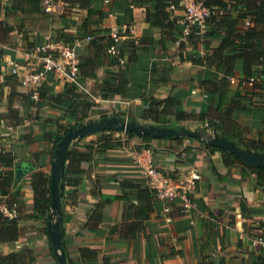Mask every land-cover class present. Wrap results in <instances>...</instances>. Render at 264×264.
<instances>
[{"label":"crops","instance_id":"0c3cea01","mask_svg":"<svg viewBox=\"0 0 264 264\" xmlns=\"http://www.w3.org/2000/svg\"><path fill=\"white\" fill-rule=\"evenodd\" d=\"M154 3L102 2L103 15L90 27L92 35H103V29L117 30L120 34L116 46L123 61L118 63L114 58L111 62L106 53H96L90 38H81L75 53L86 63L81 62L78 81L97 95L101 81L110 80L109 86L119 90L112 97L121 100L111 111L124 119L149 123L141 119L146 107L143 100L168 99V110L158 114V119L191 130H202L208 123L205 131L213 126L240 145L249 139L257 149H263L264 72L254 69L260 86H240L237 80L242 73L235 72L232 83L224 75V66L218 67L214 61L193 62V54H209L210 49L183 34L179 8L165 6L159 14ZM6 4L7 0H0V21L13 29L0 43V81L9 75L5 65L8 58L22 71L37 67L40 53H35L34 47L44 37L73 39L83 33L80 19L84 11L65 7L59 0L53 1L49 17L32 14L20 24L14 20L17 13L8 12L9 6L5 10ZM129 28L131 33L124 35ZM218 43L219 39L212 37L208 47ZM220 53L233 54L226 49ZM233 59L229 64L240 66L239 59ZM41 90L46 96L60 98L62 94L64 100L79 92L59 72L46 73ZM25 93L19 84L1 87L0 111L6 112L9 102L18 116V123L6 128L14 155L10 169L13 173L14 163L30 166L31 171L40 165V171L48 173L52 143L43 134L55 131L54 122L60 112L43 102L31 101ZM91 109L96 113L88 117H97L98 109ZM25 135L34 139L26 140ZM97 136L89 134L71 146L84 151ZM110 137V149L99 156L94 154L90 162L83 164L82 172L69 170L65 176L59 204L66 264H264V246L250 244L252 237H264V178L259 181L251 169L236 160L225 164L220 151L207 149L194 138L146 141L123 131H114ZM148 158L154 169L173 180L184 183L192 173L198 174L191 193L195 207L189 213H181L176 201L166 213L162 212L163 201L150 193L142 175ZM3 169L0 167V173ZM31 171L13 186L22 192L26 208H30L27 181ZM96 203L101 220L90 221L87 227V214ZM44 221L23 219L17 240L1 243V253L28 246L34 259L27 264H56ZM81 247L97 250L95 262L79 257Z\"/></svg>","mask_w":264,"mask_h":264},{"label":"trees","instance_id":"16d2710c","mask_svg":"<svg viewBox=\"0 0 264 264\" xmlns=\"http://www.w3.org/2000/svg\"><path fill=\"white\" fill-rule=\"evenodd\" d=\"M65 4V7L68 8H77L84 11V15L80 19L81 27L83 28V33L76 38L73 39H62L56 40L54 37L49 35V40L51 42H61L67 43L71 42L74 39H81L89 36L91 39L90 44L95 46L96 53H106V48L111 45L112 38L109 35V29H103V35L93 36V29L90 27L99 21L102 17V11L100 10V6L102 4V0H59ZM133 2H147L151 0H132ZM179 0H155L154 9L158 10L159 14L162 13V8L168 6L169 4L176 5ZM205 7L214 10V13H210L207 17H205V25L206 29L202 33L201 37L194 34V29L187 33L188 37L193 36L196 40H199L204 49H210L209 54L199 55L193 54L191 60L198 64H205L208 61L216 62L217 66H224V75L226 77L232 76L235 72L242 73L243 77L246 76H254V69L257 68L258 72H264V0H200ZM7 6H9V11L12 14H18L15 17V23H22V19L26 18L28 15L38 14L40 17H49L52 15L51 13H46L43 11L42 0H7V4L5 5V10H7ZM218 9H220V13H217ZM248 17L249 24L247 26H243V19ZM19 18V19H18ZM148 19V17H146ZM19 20V21H18ZM18 26V25H17ZM184 27V25H183ZM13 27L8 25L5 22L0 21V43L7 40V34L12 31ZM124 35L127 34L123 31ZM118 35L120 34L117 31ZM218 38V45L209 48V39L210 38ZM43 42H39L37 45H40ZM127 42V41H125ZM132 42V41H128ZM117 44V43H116ZM115 44V45H116ZM36 45V46H37ZM117 47V46H116ZM226 49L227 51H232L231 55H221V51ZM2 52V51H0ZM107 54V53H106ZM118 54L120 52L118 50ZM190 57V56H189ZM111 62H114V58L111 57ZM238 58L240 62V66H232L228 61L232 59ZM233 59V60H234ZM116 60V59H115ZM85 64L86 61L79 60L77 63V68L79 70L82 66V63ZM88 62V61H87ZM229 64V65H228ZM256 76V75H255ZM225 77V78H226ZM3 79L0 81V92L2 86H13L17 85L18 81L14 75H4ZM110 80L103 79L101 84L98 86V94L95 95L94 91H90L96 97L101 99H106L114 96L119 92L118 89H112L109 85H111ZM42 85V84H41ZM41 85L38 88V100L39 103L43 102V105H48L51 108L57 109L60 114L56 117L54 122L55 131L52 133L51 131H46L43 136L51 139L52 150L55 142L60 138L62 132L67 127H75L80 125L88 120L97 119L103 116L115 115L121 119H124L120 116L118 112L111 111L110 114L102 113L100 110H97V117H88L90 114H95L96 111L90 108L92 105L89 101H87L86 96L82 92H74L72 93L68 99H63L62 94L60 98L53 97V95H48L41 90ZM74 90H76L75 86L72 84ZM252 86H260V83H254ZM262 86V85H261ZM264 88V84L262 86ZM12 93V92H11ZM65 94V93H64ZM27 98L29 94L25 93ZM58 96V95H56ZM59 97V96H58ZM80 100L76 103V99ZM31 100V99H30ZM32 101V100H31ZM146 106L141 115L142 120H149L150 122L146 123L144 121H138L135 118H128L126 120L132 119L135 123H143L146 125L153 124L156 126H166L171 128H178L179 126L176 123H169L158 119V114L166 113L168 110V99L156 100L154 98L148 97L143 100ZM50 102V103H49ZM184 116V115H183ZM179 117H182V115ZM67 120L62 122L61 120ZM18 123L17 111L14 108L10 107L9 102L7 103L6 112L0 111V167L4 168L0 173V194L4 197L3 203L8 209L14 210V215L12 217H6L0 214V244L1 243H12L17 240L20 231V225L23 219L32 220L35 222L36 220H40L43 222L45 220L46 213L49 210V191H48V173H44L40 171L39 166L37 165L36 169H33L29 173V178L27 181V185L30 190V208L25 207V199L22 194L16 187L12 185L13 173L10 167L14 161V155L12 150L9 148L11 145V137L7 132V126L15 125ZM208 124V123H207ZM114 132V130H100L94 131L89 134H97V138L95 141H89L88 144L85 145L84 151H79L72 147L71 145L89 135H84L82 137H78L77 139L71 141L68 145V148L65 153L63 172L59 181V194H62L63 182L66 174L69 170H73L75 172L83 171V164L90 162L93 159L94 154L102 155L106 150L110 149L113 145L111 143L110 134ZM120 132V131H115ZM127 136H138L146 141L150 139H156L157 137H151L147 135H136L130 131L124 132ZM26 140H33L34 137L30 135H25ZM180 139L186 138L183 136H171V137H163L162 139ZM192 139L193 138H188ZM207 149H215L221 152L224 163L231 164V160H236L242 165L248 167L255 174L256 178L260 177L263 179L261 174H264V168L254 167L249 165L238 158L234 157L231 153L226 150L218 149L213 146H210L204 142H201ZM240 145V144H239ZM241 147H247L252 151L260 152L264 154L263 149H257L254 146L253 141L249 139H244L241 142ZM147 183L146 178H144ZM121 186H124V183H120ZM133 186V185H131ZM147 186H149L147 184ZM130 187V186H128ZM150 193L156 197L155 190L150 187ZM150 195V194H149ZM103 200V199H102ZM97 204L95 205V209L91 210L87 214L85 226H90V221L92 223H96L95 221L101 220V216L96 211ZM145 210V207L144 209ZM62 237V229L60 228V245L63 249V244L61 241ZM79 257L84 259L86 262H95L97 258V250L90 249L88 247H81L78 249ZM34 259V252L28 246H20L18 250L11 251L8 253H1L0 251V264H27L32 262Z\"/></svg>","mask_w":264,"mask_h":264},{"label":"built area","instance_id":"2783aa9c","mask_svg":"<svg viewBox=\"0 0 264 264\" xmlns=\"http://www.w3.org/2000/svg\"><path fill=\"white\" fill-rule=\"evenodd\" d=\"M53 1L54 0H42L44 12H51ZM102 2L103 4H109L110 0H102ZM176 7L179 8L181 12L182 23L184 25L183 34H187L192 28L195 31L194 34L201 37L206 29L204 19L210 13H214V10L205 7L200 0H179L176 5H168L169 9H175ZM217 13H220V9H218ZM248 24L249 19L245 17L243 19V26H247ZM127 33H131V28L128 29ZM109 35L113 43L106 48V53L109 57H113L118 63H121L123 60L119 56L118 49L115 45L119 38L117 30L111 29ZM85 38L89 39V36ZM80 43L81 39H74L67 43L51 42L49 37L46 36L40 45L34 47V52L40 53V61L37 67L22 71L11 58L5 60V65L8 67L9 73L17 78L18 84L27 91L33 102L38 100V88L42 84L46 73L59 72L68 82L72 83L78 91L86 96L87 101L92 104L90 108H96L102 113L110 114L115 103H121V100L113 97L106 99L96 97L77 79L78 59L75 53V47ZM227 79L232 83L235 81L233 76H229ZM237 81L240 86H252L254 83H259L258 76L241 77ZM124 104H126V102H124ZM207 126L208 125L205 123L204 127ZM142 175L146 178L149 187L155 190L156 198L163 201V213L169 210V206L173 201H176L179 211L183 214L189 213V211L195 207V201L191 193L193 182L198 178L197 173H192L184 183L181 180H173L154 169L151 165L150 158H148L143 163ZM3 198L4 197L0 194V214L6 217H12L14 215V210L8 209L5 206ZM165 220L168 221L169 218L166 217ZM250 244L264 246V237L262 235L252 237L250 239Z\"/></svg>","mask_w":264,"mask_h":264},{"label":"water","instance_id":"95a60500","mask_svg":"<svg viewBox=\"0 0 264 264\" xmlns=\"http://www.w3.org/2000/svg\"><path fill=\"white\" fill-rule=\"evenodd\" d=\"M100 130L130 131L136 135L143 134L157 138L171 136L194 138L215 148L226 150L249 165L264 168L263 153L252 151L247 147H241L237 142L218 133L213 126L209 131H205L206 127L202 130H191L185 127L171 128L135 123L132 119L124 120L115 115H109L88 120L75 127H67L53 146L48 170L49 210L45 216L44 227L56 264H66L65 255L60 245L61 212L59 204V181L63 172L65 153L71 141ZM31 169L30 166L14 163L12 185H16L19 179Z\"/></svg>","mask_w":264,"mask_h":264}]
</instances>
